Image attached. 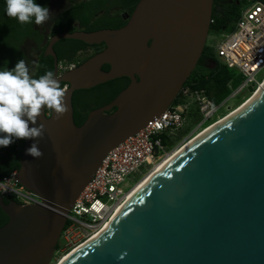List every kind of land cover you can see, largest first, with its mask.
<instances>
[{
    "label": "water",
    "instance_id": "water-1",
    "mask_svg": "<svg viewBox=\"0 0 264 264\" xmlns=\"http://www.w3.org/2000/svg\"><path fill=\"white\" fill-rule=\"evenodd\" d=\"M213 2L138 0L121 28L47 39L43 55L66 85L67 110H42L40 157L26 153L32 140L23 139L14 180L42 204L2 205L0 264L51 263L68 211L106 154L160 116L194 71ZM61 39L102 49L59 73L53 46ZM121 77L129 85L76 126L73 93ZM61 264H264V85L180 150Z\"/></svg>",
    "mask_w": 264,
    "mask_h": 264
},
{
    "label": "built area",
    "instance_id": "built-area-1",
    "mask_svg": "<svg viewBox=\"0 0 264 264\" xmlns=\"http://www.w3.org/2000/svg\"><path fill=\"white\" fill-rule=\"evenodd\" d=\"M237 6L238 16L232 32L219 33L221 40L206 44L220 64L238 72L239 84L219 103L213 102L205 89L195 88L194 82L183 85L175 100L160 116L109 151L66 215V225L60 235L64 245L71 243L75 237H81L83 241L104 227L139 178L168 153L161 135L171 140V134L184 127L188 114L192 112L198 114L197 128L201 129L218 118V112L227 111L231 106L230 99L244 90L247 95L251 94L258 82L264 79V3L239 0ZM88 53V50L84 52ZM75 66V63H59L58 70L61 73ZM65 88L66 85L62 90ZM15 173L13 171L0 179V195L23 206L42 204L38 195L14 180ZM130 176L137 179L130 187H123Z\"/></svg>",
    "mask_w": 264,
    "mask_h": 264
},
{
    "label": "trees",
    "instance_id": "trees-1",
    "mask_svg": "<svg viewBox=\"0 0 264 264\" xmlns=\"http://www.w3.org/2000/svg\"><path fill=\"white\" fill-rule=\"evenodd\" d=\"M54 0H37L38 3L48 6ZM212 22L210 31H222L223 27L233 24L238 16L237 2L233 0H213ZM264 3V0H259ZM138 0H79L70 1L64 8L57 11L52 18L49 26L48 37L59 33H71L80 29L86 32L101 30L105 28L117 29L125 25L123 19L125 13L130 14ZM5 2L0 0V70L14 67L19 59L25 60L22 45L31 40L39 45L44 40V35L37 29L35 23L21 24L15 18L8 17L4 12ZM46 43L42 46L41 52L37 57L32 75L39 77L51 70L53 72V58L44 56L43 50ZM99 51L101 46L86 45L74 39H61L57 41L53 50L56 54L58 63H75L77 66L86 60L90 54L80 55L85 50ZM7 61V62H6ZM212 62L210 75L203 76L193 74L189 76L184 85L195 83V88L206 90L210 99L219 103L228 96L231 89L240 82V76L235 71L220 64L214 57L212 49L205 44L200 59L199 66L207 67ZM102 70L107 71L108 65H103ZM129 83L125 77L116 78L105 83L99 84L90 89L77 90L72 95L73 120L76 126H80L86 119L88 113L101 107L115 98ZM64 87L60 83V88ZM46 113L50 110L45 109ZM196 113L188 115L195 116ZM196 117L199 118L198 114ZM24 140H17L8 147L0 148V161L4 164V170L0 173V179L9 175L19 167L20 157Z\"/></svg>",
    "mask_w": 264,
    "mask_h": 264
},
{
    "label": "clouds",
    "instance_id": "clouds-1",
    "mask_svg": "<svg viewBox=\"0 0 264 264\" xmlns=\"http://www.w3.org/2000/svg\"><path fill=\"white\" fill-rule=\"evenodd\" d=\"M4 2L5 14L21 24L41 25L52 17L53 11L37 0ZM64 95L51 70L34 77L24 59H19L12 68L0 70V148L30 139L32 143L26 153L40 157L43 153L39 141L44 136V126L37 119L44 109L62 115L67 110Z\"/></svg>",
    "mask_w": 264,
    "mask_h": 264
},
{
    "label": "rangeland",
    "instance_id": "rangeland-1",
    "mask_svg": "<svg viewBox=\"0 0 264 264\" xmlns=\"http://www.w3.org/2000/svg\"><path fill=\"white\" fill-rule=\"evenodd\" d=\"M71 1H79V0H71ZM231 1H233V0H230V2ZM69 3H70L69 0H56L54 2V6H52L50 8V10L53 11L51 19L46 21L45 23H43L41 25H36V27L39 28L41 31H43L45 33V35H48L49 26H51L50 23L52 21V18L54 17V13L57 12L58 10L64 8L65 6H67ZM232 30H233V27L229 26V28H227L225 31H226V33H229V32H232ZM221 39H222V37L219 33L209 31L206 43H208L210 41L211 42L219 41ZM46 41H47V38H45L44 41H42L39 45H35L29 40L26 41L25 43H23L22 50L25 54V61H26L27 66L30 69V73H32V71L34 70V68H33L34 63L37 60V57L39 56V54L41 52L42 46L46 43ZM212 66H213L212 62H210L209 65H207V67H201V66L197 65L193 71V74H199V75H203L205 77L209 76L210 71H211L210 68ZM235 73L238 74V72L236 70H235ZM260 77H261V75L257 76V79H259ZM247 94H248V92L246 90H244V92H242V94H239L237 97L230 99L229 103L231 104V106H229L226 109L227 111L221 110L220 112H218V114H217L219 116L218 118L222 117L227 112L232 110L235 106H237L239 103H241L243 101V100H241L242 97L247 96ZM213 118H215V117H213ZM218 118H215V119H218ZM198 121H199V118L196 117V114H195V116L188 115L184 127L178 131H174L171 134V140H169L168 138L161 135L160 138L163 141V144L166 146L167 152H169L172 149L177 148L178 146L184 144L189 138H191L199 130H201V129L198 130V128H197ZM136 179H137L136 176H130L129 178L126 179V182H125L123 187H125V188L130 187L135 182ZM139 179H141V177ZM82 239L83 238H81V237H78V238L75 237V240L72 239L71 243H69L67 245L63 244L64 241H60V244L58 245L50 264L56 263L67 251H69L72 247L79 244V242H81Z\"/></svg>",
    "mask_w": 264,
    "mask_h": 264
},
{
    "label": "bare ground",
    "instance_id": "bare-ground-1",
    "mask_svg": "<svg viewBox=\"0 0 264 264\" xmlns=\"http://www.w3.org/2000/svg\"><path fill=\"white\" fill-rule=\"evenodd\" d=\"M264 85V79L260 80L258 82V84L256 85V88L253 89V92L249 95H247L243 101L241 103H239L237 106H235L232 110H230L229 112H227L225 115H223L222 117L218 118V119H213L212 121L208 122V124H206L205 126H203L201 128V130H199L194 136H192L191 138H189L184 144L178 146L177 148L172 149L171 151H169L164 157H162L159 162H157L153 168L147 173L145 174L140 181H138L130 190L129 192L126 194V199L123 202V204H125L129 199H131V197H133V195L135 194V192L137 190H139L146 182L148 179H150L152 176H154L169 160H171L180 150H182L184 147H186L188 144H190L193 140H195L198 136H200L202 133H204L205 131H207L208 129H210L211 127H213L214 125H216L217 123H219L220 121H222L223 119H225L226 117H228L229 115H231L232 113H234L236 110H238L240 107H242L244 104H246L248 102V100L250 101L254 96H256L259 92L260 89L262 88V86ZM120 205L114 215L119 211V209L123 206ZM107 226V223L104 225V227H102L99 231L94 232L93 235L89 238H86L85 240L81 241L79 244H77L76 246L72 247L69 251H67L56 263L54 264H61L62 262H64V260H66L71 254H73L75 251H77L80 247L84 246L85 244H87L88 242H90L91 240H93L94 238H96L99 234H101V232L104 230V228Z\"/></svg>",
    "mask_w": 264,
    "mask_h": 264
},
{
    "label": "flooded vegetation",
    "instance_id": "flooded-vegetation-1",
    "mask_svg": "<svg viewBox=\"0 0 264 264\" xmlns=\"http://www.w3.org/2000/svg\"><path fill=\"white\" fill-rule=\"evenodd\" d=\"M56 0H54V1H52L50 4H49V8H51L52 6H54V2H55ZM71 0H69V2H70ZM227 3H231L230 1L229 2H227ZM238 3V2H237ZM59 11V10H58ZM56 13V12H55ZM55 13H54V15H55ZM51 24V23H50ZM227 28H229V24H227L226 26H224L223 27V29H222V31H217L218 33H224V32H226L225 30L227 29ZM37 29H39V28H37ZM40 30V29H39ZM41 31V30H40ZM210 31V30H209ZM41 33L44 35V37L45 38H49L48 37V35H45V33L43 32V31H41ZM49 33V32H48ZM44 38V39H45ZM29 41H31V40H29ZM44 41V40H43ZM32 42V41H31ZM33 43V42H32ZM33 44H35V43H33ZM36 45V44H35ZM101 49H102V47H101ZM100 49V50H101ZM99 50V51H100ZM84 52H87V50H85V51H82L81 52V55H83L84 54ZM88 54H90V55H93V54H95V53H97L96 51H94V50H91V49H88ZM35 64H36V61H35V63H34V66H35ZM58 65H59V63H58ZM34 66H33V68H34ZM23 148V147H22ZM21 153H22V151H21ZM20 158H21V154H20V157H19V159H18V162L20 161ZM19 168V167H18ZM18 168L16 169V170H14L15 172L18 170ZM4 170V164H3V162H1L0 161V173L2 172ZM11 201H15V200H13V199H10V198H7V197H4V196H2V195H0V226L1 225H3V224H5L6 222H7V220H8V216H7V214L6 213H4L3 212V210H2V205H8ZM16 202V201H15ZM60 244V238H59V241H58V243H57V246H56V248H55V251H56V249H57V247H58V245ZM55 251H54V253H55ZM54 255V254H53Z\"/></svg>",
    "mask_w": 264,
    "mask_h": 264
}]
</instances>
